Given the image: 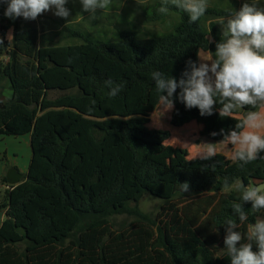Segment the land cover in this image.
Listing matches in <instances>:
<instances>
[{
  "label": "trees",
  "instance_id": "obj_1",
  "mask_svg": "<svg viewBox=\"0 0 264 264\" xmlns=\"http://www.w3.org/2000/svg\"><path fill=\"white\" fill-rule=\"evenodd\" d=\"M0 7L5 11V0ZM171 8L179 14L173 31L139 38L122 30L116 42L65 28L62 39L81 43L52 45L19 18L0 21V137L30 135L32 152L25 181L10 186L2 177L8 188L0 205L6 211L0 264H231L224 245L228 219L236 221L241 243L247 242L248 225L264 210L243 203L235 184H252L264 171V151L243 167L235 161L230 172L225 163L168 167L158 158L169 134L143 133L127 122L157 103L154 71L179 80L187 61L199 63L201 51L214 56L222 29L213 16L230 13L207 9L192 23L187 13ZM108 80L121 88L115 97L108 94ZM6 91L11 96L4 101ZM52 93L59 95L50 98ZM218 109L201 116L198 108L177 107L170 124L211 120ZM169 179L160 213L142 212L140 199ZM185 182L189 190L183 192ZM233 203H243L247 221H239ZM116 216L134 221L116 231Z\"/></svg>",
  "mask_w": 264,
  "mask_h": 264
},
{
  "label": "clouds",
  "instance_id": "obj_2",
  "mask_svg": "<svg viewBox=\"0 0 264 264\" xmlns=\"http://www.w3.org/2000/svg\"><path fill=\"white\" fill-rule=\"evenodd\" d=\"M80 2L83 10L91 14L90 19H95L98 9L105 10L111 5V0ZM5 3L4 15L12 20L20 17L35 20L53 8L57 17L70 15L65 7L67 0H5ZM169 3L187 13L192 23L199 21L208 9V0H164L158 11L167 14ZM218 23L222 26V38L216 43L214 56L200 57L199 63L187 61L179 80L161 71H154L152 80L157 103L165 110L174 107L173 96L177 89L180 90L177 99L187 109L198 108L201 116L213 115L219 104V116L234 119L235 112L247 107L249 110L223 139L232 147V160L241 162L243 167L260 158L259 153L264 151V7L248 0L238 11L230 12L227 19L220 18ZM106 84L110 87V97L121 91L120 86L111 87V80ZM223 132L221 129L220 134ZM217 134L211 133L213 136ZM214 145L208 144L200 158L208 160L216 156ZM180 185L183 192L189 190L187 182ZM236 189L243 203L250 202L256 212L264 210V183L245 185L238 181ZM243 203H233L232 206L241 223L248 219ZM224 225L227 232L224 245L231 264H264V219L248 225L246 243H241L242 234L235 230L238 228L235 220L228 219ZM253 244L258 251L253 250Z\"/></svg>",
  "mask_w": 264,
  "mask_h": 264
},
{
  "label": "rangeland",
  "instance_id": "obj_3",
  "mask_svg": "<svg viewBox=\"0 0 264 264\" xmlns=\"http://www.w3.org/2000/svg\"><path fill=\"white\" fill-rule=\"evenodd\" d=\"M245 2H248V0H208V9H216L221 12H234L238 11ZM251 2L257 3L260 7H264V0H251ZM163 4L164 0H111V5L108 9H98L95 19H90L91 14L83 10L80 0H67L65 7L70 11V15L67 18L54 15L55 9L53 8L38 16L35 20H25L21 17V22L39 28L47 37V42H51L52 45L81 43L79 39H62L61 34L65 33V28L80 31L91 39L116 42L119 40L118 34L122 30H131L139 38L173 31L179 21V14L172 10L170 3L168 5L169 12L167 14H161L158 9ZM4 12L0 7V20H4ZM213 18L218 23L222 16L214 15ZM10 20L13 21L12 19ZM219 26L222 29L220 24ZM10 37L8 35V38ZM209 39L211 40V37ZM200 57L207 59L211 55L208 52L201 51L199 54V62ZM179 91L177 89V92L173 96V108L165 110L162 105L155 103L149 107L147 113L128 118L127 122L129 126L147 134L153 131L169 134V139L165 142L166 153L158 158V160L168 167L181 162L198 168H206V166L216 167L225 163V172H230L237 165L234 164L235 161L231 158L232 147L223 142V139L229 130L234 129L237 120L241 119L249 109L247 107L241 109L239 114L234 115V119L229 117L221 118L218 114L211 120L195 121L183 127L175 128L170 124L171 114L175 108L185 107L177 99ZM6 93L1 97L4 101L10 95L9 91ZM57 95L59 94L52 93L50 94V98H55ZM88 119L92 121H105L95 117H88ZM141 119H146L147 122L137 125V122ZM221 129H224L222 134H220ZM208 130L210 131L208 132ZM213 132L218 134L213 136L211 135ZM208 144H215L217 154L208 160H203L199 155L202 151L206 150ZM11 149L17 152L15 154L19 157V162H27L30 151L28 147L11 146ZM262 179H264V171H259L253 176L252 184H258V180ZM170 184L171 180L169 179L162 188H149V191L137 204L139 209L146 214L157 216L160 213L166 197L169 195ZM5 189L2 185V178L0 177V205L4 202ZM135 205L131 204V207ZM2 216L6 217L5 210L0 211V219ZM133 221V218L127 216H116L112 219V224L116 231H121Z\"/></svg>",
  "mask_w": 264,
  "mask_h": 264
},
{
  "label": "crops",
  "instance_id": "obj_4",
  "mask_svg": "<svg viewBox=\"0 0 264 264\" xmlns=\"http://www.w3.org/2000/svg\"><path fill=\"white\" fill-rule=\"evenodd\" d=\"M4 17V16H3ZM10 19L5 17L4 20L0 21H9ZM19 23L22 24L21 22V17L19 18ZM24 24V23H23ZM8 38V36H7ZM9 57L8 55L4 56V60H8ZM7 92V91H6ZM7 94V93H5ZM11 96V93L9 97ZM30 135L22 136V137H0V177H6V174L11 168L16 169L18 173L22 175V179L20 181L23 182L25 181V176L28 172L32 152L30 148ZM11 146L14 147H28L30 149L29 154H28V159L27 162H19V157L15 154L17 153L15 150L11 149ZM256 178V177H255ZM254 178V179H255ZM259 183H264V179L258 180ZM258 183V184H259ZM3 185V183H2ZM4 188H6L5 185H3ZM6 217L2 216L0 219V226L2 225L3 221L5 220ZM264 219V214H260L257 217L258 219Z\"/></svg>",
  "mask_w": 264,
  "mask_h": 264
},
{
  "label": "water",
  "instance_id": "obj_5",
  "mask_svg": "<svg viewBox=\"0 0 264 264\" xmlns=\"http://www.w3.org/2000/svg\"><path fill=\"white\" fill-rule=\"evenodd\" d=\"M22 175L16 171V169L11 168L6 174L7 184L10 186H17L20 184Z\"/></svg>",
  "mask_w": 264,
  "mask_h": 264
},
{
  "label": "built area",
  "instance_id": "obj_6",
  "mask_svg": "<svg viewBox=\"0 0 264 264\" xmlns=\"http://www.w3.org/2000/svg\"><path fill=\"white\" fill-rule=\"evenodd\" d=\"M8 187L6 186V189H7Z\"/></svg>",
  "mask_w": 264,
  "mask_h": 264
}]
</instances>
